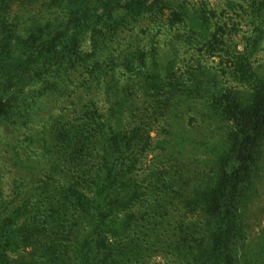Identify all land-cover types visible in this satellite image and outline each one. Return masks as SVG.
Listing matches in <instances>:
<instances>
[{
	"label": "trees",
	"instance_id": "1",
	"mask_svg": "<svg viewBox=\"0 0 264 264\" xmlns=\"http://www.w3.org/2000/svg\"><path fill=\"white\" fill-rule=\"evenodd\" d=\"M246 2L258 33L251 41L262 36L264 0ZM214 17L207 0H0V121L29 129L46 101L69 98L77 84L84 92L71 101L73 119L61 114L39 131V153L18 147L15 197L0 195V264H20L10 255L23 246L42 253L40 264H145L153 251L170 264H264V248L247 250L248 211L263 172L264 76L249 43L240 51L223 29L212 32ZM148 22L225 57L241 91L189 85L160 57L157 34H136ZM124 91L143 95L155 118L186 98L200 104L196 117L230 127L213 147L193 130L177 131L156 146L169 169L141 178L144 153L153 149L150 125Z\"/></svg>",
	"mask_w": 264,
	"mask_h": 264
},
{
	"label": "rangeland",
	"instance_id": "2",
	"mask_svg": "<svg viewBox=\"0 0 264 264\" xmlns=\"http://www.w3.org/2000/svg\"><path fill=\"white\" fill-rule=\"evenodd\" d=\"M189 1L196 4L204 0ZM207 2L215 13L212 22V32L223 29V32H226L228 37V44L237 47L240 51H243L249 43L248 45H250V47H248V49L251 53V60L254 66L264 76V14L262 15L260 26L262 36L254 39L258 33L256 35L254 33L256 26L251 24L252 21L249 18V9L246 0H207ZM24 11L23 8H16L15 10L16 14L19 15H23ZM144 31L151 32L154 35L157 34L160 57L164 62H167V64L171 61L174 62L175 71L178 72L179 75L183 73L185 79H190L188 82L189 85L194 84L197 88L203 87L206 89L205 91H209L208 94H213L217 91L218 88L215 87V84L219 86L220 89L223 88L225 93L230 92L229 90L241 91L240 86H238L231 77V62L229 64L225 57H211L201 48L196 50L188 47V45L181 40L184 39L183 32H167L165 30L159 32L158 28L154 27L149 22L140 29H137L136 34H140ZM253 35L255 36L250 41V37ZM82 49L84 51L90 50V42L88 40L85 39V41H83ZM123 82L124 86L127 88L129 87L128 85L131 84L126 81V78H124ZM199 83L201 85H198ZM75 86L69 98L57 97L46 101L44 103L46 108L42 112L41 117L34 122L29 129L15 128L0 121V191H3L0 195H3L6 200L10 201L14 199V184L18 182L20 178L16 176L19 170L14 166L17 161L16 152L19 151L18 153H22V148H18L20 147L19 145L24 144L23 148L30 146L27 154H31L30 157H33L41 151L42 143L40 141L41 136L38 135L39 131L50 129L53 125V120L61 114L70 115V118L73 119L71 101H74V98L77 97L78 94H84L80 84ZM131 91H135L136 94L137 90L135 86H131ZM126 94H129L126 98L128 101H134L136 103V106L131 110H134L136 114H143L146 118L145 121H148L150 125V145H153V149L149 150L148 153H144L142 159L143 166L140 171L141 174L139 175L141 178L145 177V179H151L152 174L154 177L162 176V169H169L167 168L168 161H165L163 157L167 155V152L163 153L156 146L158 143L165 140H172L173 135H175L177 131H182L184 128L193 130L191 132L194 133L195 138L199 139V143L213 147L220 141H223L230 127L227 122H219L202 115L196 117V115H194L195 112L199 114L201 111V106L196 101L186 98L174 100L170 103V106L164 110L160 117L155 118L151 116L152 112H146L149 105L146 99L143 98V95L138 92L137 95L139 97H134L132 93L124 91V98ZM95 95L99 96L98 100H102L103 91H98ZM202 96L203 94H201V98ZM128 101L125 103H130ZM45 136L46 135H44V137ZM30 138L33 140L29 142ZM22 157H24L23 154ZM38 160H41L39 166L45 165L46 162L44 159L40 157ZM170 172L172 174L175 173L174 170ZM172 177L173 180L175 176L173 175ZM169 179L170 178L167 177L166 181H169ZM169 187L170 186H167L166 191L162 194L164 200L169 199L171 191ZM167 190H169V192H167ZM146 205H148V202H146ZM172 212L177 219L184 217V211L180 212L178 208L174 207ZM247 220V250L249 253L261 252L264 248L263 239H261V235L264 231V161L262 177L258 184V194L254 203L250 206ZM10 257L20 264H40L42 261V253L35 248L27 246H23L18 253H12ZM262 257L264 258V255ZM170 260L169 256L161 254L160 252L153 251L152 255L148 253L145 255V264H170Z\"/></svg>",
	"mask_w": 264,
	"mask_h": 264
}]
</instances>
